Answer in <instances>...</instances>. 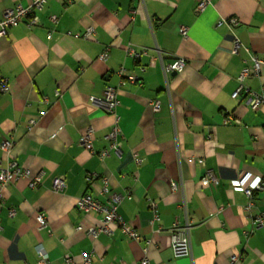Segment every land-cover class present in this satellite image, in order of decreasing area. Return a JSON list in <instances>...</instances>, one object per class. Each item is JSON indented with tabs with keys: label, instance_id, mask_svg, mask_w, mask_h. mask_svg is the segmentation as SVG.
<instances>
[{
	"label": "crops",
	"instance_id": "obj_1",
	"mask_svg": "<svg viewBox=\"0 0 264 264\" xmlns=\"http://www.w3.org/2000/svg\"><path fill=\"white\" fill-rule=\"evenodd\" d=\"M31 2L0 0V20ZM197 4L47 0L36 24L28 17L0 37V78L8 82L0 90V166L43 173L36 187L27 176L0 185V264H38V247L51 264H65L66 255L82 264L84 253L92 264L143 257L150 264H264V225L253 227L264 212V190L249 198L232 185L248 174L264 183V105L251 109L245 92H264V68L233 97L251 56L264 59V0H210L200 13ZM130 48L140 56L128 55ZM177 58L186 60L183 71L165 75L163 64ZM108 87L118 89L123 138L121 153L101 160L117 117L93 99ZM152 100L160 101L159 111ZM89 131L95 153L82 141ZM5 139L15 142L10 154L1 149ZM208 172L216 183L203 184ZM57 179L65 181L61 191ZM105 179L124 197L118 212L138 241L116 224L109 234L88 235L103 215L79 211L77 200L98 195ZM188 222L191 255L178 257L172 230Z\"/></svg>",
	"mask_w": 264,
	"mask_h": 264
},
{
	"label": "built area",
	"instance_id": "obj_2",
	"mask_svg": "<svg viewBox=\"0 0 264 264\" xmlns=\"http://www.w3.org/2000/svg\"><path fill=\"white\" fill-rule=\"evenodd\" d=\"M47 0H32V2L28 5L18 4L14 8L8 9L5 11L4 18L0 20V37L6 35L9 29L19 26L24 19L33 16L32 22L33 24L37 23V12L44 11L45 3ZM69 3V1L67 2ZM210 4V0H198V4L196 6L197 12H202L206 9V7ZM54 22H57V17H53ZM233 24H238L236 19H231ZM89 33L86 36L91 35ZM52 34V31L49 32V35ZM238 45L234 49V53H238ZM146 51L144 50V53ZM128 55L132 57H139L140 54L134 49H128ZM107 57V53H103L101 58L104 59ZM186 65V60L183 58H177L170 64H163V70L165 75H171L172 73H179L183 71ZM264 68V59L258 58L256 55H252L249 62L246 63L243 68L241 75L239 77L240 86L233 94L234 98H239L242 91L245 90L243 85V81L245 78L249 76H257L261 73ZM122 73V71H121ZM129 81L131 83L137 82V77L130 76ZM124 84V83H123ZM8 89V82L3 78H0V90L5 91ZM249 98V105L251 109H258L259 107L264 105V92L255 93L249 90L245 91ZM94 102L105 109L107 112L114 114L116 118V124L111 129L110 133L106 136V139L110 141V146L104 150H102L98 156L101 160H104L106 157L110 155L111 151H115L116 153H121L122 141L119 140V137L123 138V133L121 128L118 125L119 117L117 114V109L120 105V101L118 100V89L115 87H108L105 91L104 97L101 99H93ZM151 104L155 111H159L160 109V101L152 100ZM228 119L225 123H228ZM34 123V121H31ZM236 123H239L236 120ZM83 144L89 149L92 153H95L93 147V131H89L82 138ZM15 142L13 140L5 139L1 144V149L6 153L10 154L14 147ZM200 163L204 161L202 159L199 160ZM14 164V163H13ZM27 176L30 177V171L26 169H22L14 164V167L11 168H3L0 166V185L2 189H5L9 184L15 182L19 177ZM251 175H246L243 179L236 180L232 182L234 189L238 192L244 193L249 198H252L254 192L257 190H264V183L262 177H258L251 180ZM31 178V186H38L43 179V173H39L38 175ZM217 180L213 173L208 172V175L203 179L204 185H209L211 183H216ZM66 184L64 180L57 179L55 181V189L57 191H61L65 188ZM177 187L176 184L173 186ZM99 195L107 196L106 202H102L99 199ZM124 197L121 194L113 193L109 189L108 180L105 179L103 183V187L98 192V195L94 196L92 194H84L79 197L77 200V208L79 211L88 214V213H97L103 215V223L95 228H91L88 231V235L92 238H97L101 233L109 234L111 232L110 225L116 224L132 241H138L140 236L136 229L126 223L123 218L120 216L118 212L119 204L123 201ZM3 205V195L0 192V209ZM251 206V204H250ZM152 208L154 210L155 219L159 218L158 206L156 203H152ZM11 216L15 215V211L10 212ZM38 221L41 227L47 226V218L44 213H40L38 216ZM186 225L185 228H180L178 225L172 230V248L178 257H188L191 255V240H190V225L191 223ZM264 225V212L259 215L253 217V227H260ZM81 229V227L79 228ZM36 252L38 254L39 260L38 264H51L50 254L42 249V247L36 248ZM238 258L236 256L232 257L233 261H236ZM65 264H77L72 260L69 255H66ZM82 264H92V255L91 253L83 254V262ZM137 264H150L149 259L147 257H143L138 261Z\"/></svg>",
	"mask_w": 264,
	"mask_h": 264
}]
</instances>
